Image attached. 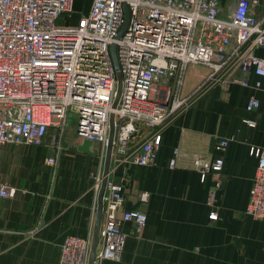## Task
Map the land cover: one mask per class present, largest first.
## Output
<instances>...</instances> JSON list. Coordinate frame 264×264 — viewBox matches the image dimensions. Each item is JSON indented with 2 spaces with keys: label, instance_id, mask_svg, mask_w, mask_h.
Instances as JSON below:
<instances>
[{
  "label": "built area",
  "instance_id": "2783aa9c",
  "mask_svg": "<svg viewBox=\"0 0 264 264\" xmlns=\"http://www.w3.org/2000/svg\"><path fill=\"white\" fill-rule=\"evenodd\" d=\"M74 3L0 0V150L5 145L40 146L49 133L64 135L74 115L75 141H90L104 161L114 118L111 171L95 260L102 264L120 259L125 224H133L138 235L148 223L146 213L125 210V179L118 176L123 165H156L162 135L155 134L133 150L129 142L138 127H163L213 84L264 92V58L255 53L264 48V18L258 17L264 0H238L227 12L220 0H92L90 10L71 23ZM125 5L130 20L119 37ZM112 45L117 48L119 71ZM191 69L201 82L185 97L181 88ZM162 80L173 82L172 88L158 91ZM259 108V100L251 96L247 111ZM246 124L256 127L252 120ZM229 143V138L223 139L215 150L224 153ZM178 153L176 148L171 168ZM250 154L258 163L245 214L264 222V147L252 146ZM46 163L56 165L55 157ZM197 164L205 179L211 171L221 172L224 160ZM102 175L95 177L98 194ZM17 191L0 182V198H13ZM214 197L212 192L210 200ZM148 198V193L141 195L142 202ZM92 246V236L66 237L58 264H89Z\"/></svg>",
  "mask_w": 264,
  "mask_h": 264
},
{
  "label": "crops",
  "instance_id": "0c3cea01",
  "mask_svg": "<svg viewBox=\"0 0 264 264\" xmlns=\"http://www.w3.org/2000/svg\"><path fill=\"white\" fill-rule=\"evenodd\" d=\"M237 1L220 0L223 11ZM91 4L75 0L77 16L87 13ZM258 17L264 18V7ZM255 53L264 58V48ZM199 82L191 69L181 95L191 96ZM172 83L160 81L158 91L171 89ZM251 96L260 102L254 112L246 109ZM191 100L163 127L139 126L129 142L134 150L162 135L154 167L123 165L118 172L125 179V210L146 213L148 223L138 235L133 224H125L120 259L102 264H264V222L245 214L258 163L250 148L264 147V92L213 84ZM247 120L256 127H249ZM228 138L226 151L217 152L216 144ZM71 142L65 135L49 133L40 146L1 148L0 182L18 191L13 198H0V264H58L66 237L94 238L95 177L103 173L105 160L98 152L81 151L84 142L77 143L75 137ZM50 157L56 165L46 163ZM220 157L223 170L202 179L204 169L197 163L211 164ZM143 193L149 195L147 202L141 200ZM213 214L216 220H211Z\"/></svg>",
  "mask_w": 264,
  "mask_h": 264
},
{
  "label": "water",
  "instance_id": "95a60500",
  "mask_svg": "<svg viewBox=\"0 0 264 264\" xmlns=\"http://www.w3.org/2000/svg\"><path fill=\"white\" fill-rule=\"evenodd\" d=\"M129 20H130L129 9H128L127 5H125V25H124L123 29L121 30L119 37L122 35L124 30L128 26ZM111 53H112V58L114 61L115 68L117 71H119L120 66H119L118 57H117L116 45L111 46ZM115 133H116V129H115L114 118L111 117V130H110V134H109V141H108V146H107V151H106V157H105V161H104V168H103V175H102L103 178H102V182H101V188H100V191L98 194L96 231H95V236L93 238V246H92V250H91V256H90L89 264H95V259H96V250H97V246L99 243L98 234H99V229L101 227V222L103 219L104 195L106 192L107 184L109 181V175H110V171H111V163H112L111 156H112V152H113ZM92 146H93V144L90 141H85L82 144L80 150L87 152V153L97 154V150L91 149Z\"/></svg>",
  "mask_w": 264,
  "mask_h": 264
},
{
  "label": "rangeland",
  "instance_id": "374dc122",
  "mask_svg": "<svg viewBox=\"0 0 264 264\" xmlns=\"http://www.w3.org/2000/svg\"><path fill=\"white\" fill-rule=\"evenodd\" d=\"M69 20H70L71 23H76L77 14L74 13L73 15H71ZM76 123H77V116H74V115L70 116L69 121H68V126L66 128L65 133H64V135L67 136V140L69 141V143H72L71 140L75 137V134H76ZM68 145H70V144H68Z\"/></svg>",
  "mask_w": 264,
  "mask_h": 264
},
{
  "label": "bare ground",
  "instance_id": "6f19581e",
  "mask_svg": "<svg viewBox=\"0 0 264 264\" xmlns=\"http://www.w3.org/2000/svg\"><path fill=\"white\" fill-rule=\"evenodd\" d=\"M101 224H102V222H101ZM101 228V227H100ZM99 232H100V229H99ZM98 238H99V234H98ZM98 246H99V243H98ZM98 246H97V249H98ZM96 252H97V250H96ZM96 260V259H95Z\"/></svg>",
  "mask_w": 264,
  "mask_h": 264
}]
</instances>
